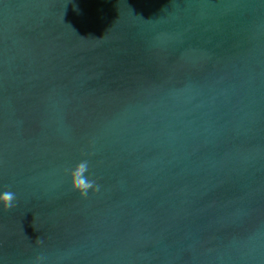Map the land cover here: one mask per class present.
Returning <instances> with one entry per match:
<instances>
[{"label": "water", "instance_id": "95a60500", "mask_svg": "<svg viewBox=\"0 0 264 264\" xmlns=\"http://www.w3.org/2000/svg\"><path fill=\"white\" fill-rule=\"evenodd\" d=\"M5 191L0 264H264V0H0Z\"/></svg>", "mask_w": 264, "mask_h": 264}, {"label": "clouds", "instance_id": "9594fccd", "mask_svg": "<svg viewBox=\"0 0 264 264\" xmlns=\"http://www.w3.org/2000/svg\"><path fill=\"white\" fill-rule=\"evenodd\" d=\"M88 170L89 164L88 161L85 160L80 162L71 173L73 190L79 192L82 197H86L90 190L94 192H99L100 190L96 181L86 176ZM15 199V194L11 191H5L0 195V204L3 205V210L10 211L14 206Z\"/></svg>", "mask_w": 264, "mask_h": 264}]
</instances>
